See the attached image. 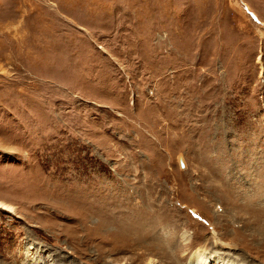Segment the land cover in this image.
Instances as JSON below:
<instances>
[{
  "label": "rangeland",
  "instance_id": "rangeland-1",
  "mask_svg": "<svg viewBox=\"0 0 264 264\" xmlns=\"http://www.w3.org/2000/svg\"><path fill=\"white\" fill-rule=\"evenodd\" d=\"M214 234L264 264V0H0V264Z\"/></svg>",
  "mask_w": 264,
  "mask_h": 264
},
{
  "label": "bare ground",
  "instance_id": "bare-ground-1",
  "mask_svg": "<svg viewBox=\"0 0 264 264\" xmlns=\"http://www.w3.org/2000/svg\"><path fill=\"white\" fill-rule=\"evenodd\" d=\"M134 215V214H133ZM156 219V217H155ZM101 225V224H100ZM125 225V224H124ZM132 225V224H131ZM126 226V225H125ZM119 227H123L122 225L119 224ZM127 227H131V226H127ZM132 228V227H131ZM141 229V228H140ZM158 227H156V225H152L150 227H147V233L148 235L150 236V233L149 231L152 232H155L157 231ZM124 230V229H123ZM128 229H126L127 231ZM131 230V229H130ZM136 230V229H135ZM118 231V230H117ZM116 231V233H118ZM122 232V231H120ZM138 230L136 231V235L137 234ZM140 232V231H139ZM159 232V231H158ZM123 233V232H122ZM121 233V234H122ZM128 233V232H126ZM131 233V232H129ZM128 233V234H129ZM162 233V232H161ZM125 234V233H124ZM123 234V235H124ZM135 234H133L135 236ZM140 234V233H139ZM132 235V234H131ZM159 235V234H158ZM129 237V236H128ZM213 243H211L210 245V248L206 247V246H203L201 248H198L194 251V253L192 254L190 260H189V264H252V263H249L248 260L250 259V257H244L241 256L240 259H237V260H234V259H231L232 257L229 255V254H225L224 252L223 253H220V248H230L231 250H236V248H234L233 246H229V245H222L221 244V241L219 240V237H217L215 234L213 235ZM137 238V237H136ZM133 239V238H132ZM140 239V238H139ZM158 239V238H157ZM134 241V240H133ZM140 241V240H139ZM143 241V240H142ZM146 241V240H145ZM160 245L163 246V244H161V240H158ZM183 241H184V245H187L190 243V238L188 236H185L183 235ZM152 243V242H151ZM133 244V243H132ZM144 244V243H143ZM149 244V243H148ZM152 245V244H151ZM156 245V244H155ZM149 246V245H146V248L148 251H150L151 249V252L154 251L153 249L155 248L154 246ZM159 245V244H158ZM190 245V244H189ZM135 246V245H134ZM160 246V247H161ZM165 246V245H164ZM209 246V245H208ZM35 250V248L33 247H28V250ZM157 249V248H156ZM177 251L180 250V246H177L176 247ZM219 252V253H218ZM167 253V252H166ZM174 253V252H172ZM176 253V252H175ZM169 254V253H168ZM171 255V254H170ZM220 255H223L224 257H221ZM244 262V263H240V262ZM154 262H151L150 261V264H153Z\"/></svg>",
  "mask_w": 264,
  "mask_h": 264
}]
</instances>
